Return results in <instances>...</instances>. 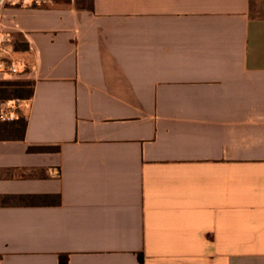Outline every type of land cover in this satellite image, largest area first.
Instances as JSON below:
<instances>
[{
    "label": "crops",
    "instance_id": "0c3cea01",
    "mask_svg": "<svg viewBox=\"0 0 264 264\" xmlns=\"http://www.w3.org/2000/svg\"><path fill=\"white\" fill-rule=\"evenodd\" d=\"M34 1L1 5L0 264H264V0Z\"/></svg>",
    "mask_w": 264,
    "mask_h": 264
},
{
    "label": "built area",
    "instance_id": "2783aa9c",
    "mask_svg": "<svg viewBox=\"0 0 264 264\" xmlns=\"http://www.w3.org/2000/svg\"><path fill=\"white\" fill-rule=\"evenodd\" d=\"M6 0H2L0 4V24L2 22V12L1 5L4 4ZM39 0H35L34 3H38ZM22 4H27V0H21ZM26 64L24 62H11L6 64L5 61L0 60V73L5 74H19L25 72ZM31 108V101L26 99H10L1 100L0 99V122H9L18 120L21 117L22 110H29Z\"/></svg>",
    "mask_w": 264,
    "mask_h": 264
},
{
    "label": "trees",
    "instance_id": "16d2710c",
    "mask_svg": "<svg viewBox=\"0 0 264 264\" xmlns=\"http://www.w3.org/2000/svg\"><path fill=\"white\" fill-rule=\"evenodd\" d=\"M26 86L30 87V91L27 94L23 93V91H24ZM1 88L4 89L3 91H6L8 88L18 89V91L16 90L17 94H18L17 97L20 98V99L24 98V97H28L32 93L31 84L29 82H24V81L1 82L0 83V89ZM13 97H15V96L4 97L3 99H12ZM15 121H19V122H23L24 123V119L22 117H20L19 120H15Z\"/></svg>",
    "mask_w": 264,
    "mask_h": 264
},
{
    "label": "rangeland",
    "instance_id": "374dc122",
    "mask_svg": "<svg viewBox=\"0 0 264 264\" xmlns=\"http://www.w3.org/2000/svg\"><path fill=\"white\" fill-rule=\"evenodd\" d=\"M4 89H0V99L1 100H7V99H3L4 97H9V96H15L12 99H17L18 94L17 91L18 89H13V88H8L6 91H3ZM17 90V91H16ZM30 91V87L26 86L23 93L27 94ZM20 93V92H19ZM22 93V94H23Z\"/></svg>",
    "mask_w": 264,
    "mask_h": 264
}]
</instances>
